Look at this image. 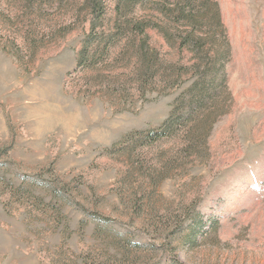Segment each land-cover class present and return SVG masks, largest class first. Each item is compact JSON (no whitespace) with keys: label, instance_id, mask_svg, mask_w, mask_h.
Wrapping results in <instances>:
<instances>
[{"label":"rangeland","instance_id":"rangeland-1","mask_svg":"<svg viewBox=\"0 0 264 264\" xmlns=\"http://www.w3.org/2000/svg\"><path fill=\"white\" fill-rule=\"evenodd\" d=\"M47 1L0 7L22 16L19 27L0 14V264H264V0H215L231 101L180 168L185 135L127 137L171 115L189 82L169 77L191 54L152 28L155 81L136 73L128 37L79 67L94 15L84 0ZM176 1L105 0L98 31L165 25L157 9Z\"/></svg>","mask_w":264,"mask_h":264},{"label":"trees","instance_id":"trees-1","mask_svg":"<svg viewBox=\"0 0 264 264\" xmlns=\"http://www.w3.org/2000/svg\"><path fill=\"white\" fill-rule=\"evenodd\" d=\"M84 2L94 17L80 52L79 67L85 65L87 68H95L103 61L100 57H110L121 37H128L129 46L126 47V54L136 57L142 63L136 73L139 76L146 75L150 82L155 81L154 78L158 74L157 65L163 61L160 52L149 43L148 30L152 28L161 32L165 40L174 45L181 54L185 51L191 54L189 59L191 63L180 64L178 67L173 65L175 69H173V75L169 77L171 78L168 84L170 88L189 82V87L179 98L171 115L159 127L149 131L135 132L137 134L133 133L127 137L129 144L142 140L152 145L164 143L183 134L186 152H179L176 160L179 168L186 166L190 159L187 157L186 148L192 150L200 146V143H204L205 147V139L212 125L219 117L227 113L231 101L226 71L230 44L225 33L224 38L219 36V31L224 32V25L218 3L215 0H206V5L210 3L215 8L212 18L202 12V7L196 1L192 3L189 0L185 2L177 0L171 9H157L170 20L165 25L136 19L116 24L112 31L104 28L98 31L102 26L100 20L106 13L105 0H84ZM4 3L11 8L20 3L25 12L28 10L29 13L31 11L37 13L43 10L48 1L0 0V7ZM2 12L4 11L0 10L5 22L21 26V15ZM96 47L102 50H96Z\"/></svg>","mask_w":264,"mask_h":264}]
</instances>
